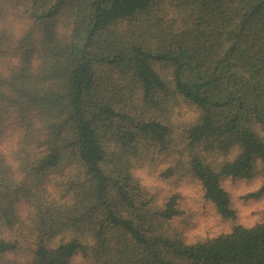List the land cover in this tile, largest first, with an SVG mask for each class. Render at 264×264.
Returning <instances> with one entry per match:
<instances>
[{
  "label": "trees",
  "instance_id": "obj_1",
  "mask_svg": "<svg viewBox=\"0 0 264 264\" xmlns=\"http://www.w3.org/2000/svg\"><path fill=\"white\" fill-rule=\"evenodd\" d=\"M0 146V264H264V0H0Z\"/></svg>",
  "mask_w": 264,
  "mask_h": 264
},
{
  "label": "rangeland",
  "instance_id": "obj_2",
  "mask_svg": "<svg viewBox=\"0 0 264 264\" xmlns=\"http://www.w3.org/2000/svg\"><path fill=\"white\" fill-rule=\"evenodd\" d=\"M259 182L260 177L256 175L250 180L228 181L226 182V185L230 190V193L237 197L240 193L256 189L259 186ZM235 202L240 212V219L243 221L251 222L258 215H261L263 213L261 210H259V207L263 205L264 198H262L261 200H252L241 199L237 197ZM214 223V227H220L222 225V222L219 219H216ZM200 229L202 230V228Z\"/></svg>",
  "mask_w": 264,
  "mask_h": 264
},
{
  "label": "clouds",
  "instance_id": "obj_3",
  "mask_svg": "<svg viewBox=\"0 0 264 264\" xmlns=\"http://www.w3.org/2000/svg\"><path fill=\"white\" fill-rule=\"evenodd\" d=\"M0 153H3L6 157L9 158V154L6 151L4 146H0ZM8 163L12 164V160L8 159ZM14 168H18L19 167V161H16V163L13 165Z\"/></svg>",
  "mask_w": 264,
  "mask_h": 264
}]
</instances>
